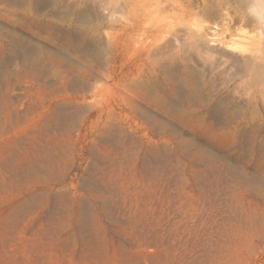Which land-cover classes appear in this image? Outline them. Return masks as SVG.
<instances>
[{"label": "rangeland", "instance_id": "374dc122", "mask_svg": "<svg viewBox=\"0 0 264 264\" xmlns=\"http://www.w3.org/2000/svg\"><path fill=\"white\" fill-rule=\"evenodd\" d=\"M15 1L36 74L8 126L43 153L0 138V264H264V0ZM87 74L116 125L78 143L53 112Z\"/></svg>", "mask_w": 264, "mask_h": 264}, {"label": "bare ground", "instance_id": "6f19581e", "mask_svg": "<svg viewBox=\"0 0 264 264\" xmlns=\"http://www.w3.org/2000/svg\"><path fill=\"white\" fill-rule=\"evenodd\" d=\"M37 2V1H36ZM16 4L15 0H7L6 6L11 8L13 5ZM111 11V10H110ZM114 12V11H113ZM80 18V17H79ZM8 21V23L10 24H17L18 28L20 30H25L27 29L26 23L25 21H15V19L10 18V19H6ZM102 21V20H101ZM104 21V20H103ZM82 22V20H81ZM102 23V22H101ZM46 29H51L52 27H50L49 25H46V27H44ZM53 29V28H52ZM29 30V29H28ZM6 43V45H4ZM81 43H79L80 45ZM76 45H78V43H76ZM75 45V47H76ZM82 46V44H81ZM80 46V47H81ZM89 47V46H88ZM86 49L87 53H91L92 55L95 56V50L88 48ZM9 50L8 53V59H6V54H5V49ZM77 48V47H76ZM79 48V47H78ZM86 48V47H85ZM83 49V47H82ZM82 53H84V51H82ZM34 53H32V49L30 50V48L25 46V40L22 37V35L19 32H13V31H7L4 30L2 27H0V64H4L5 62H7L9 64V66L6 68L8 70L11 69V71H13V74H7L4 76V74L1 73L0 78H3V81L1 82L2 85L4 86V90L0 91V138L2 137V135L7 134L8 132L6 131L7 127L10 130L13 131V134L17 133V137L13 140V142L15 143V145L17 147L18 144H23V142H25L26 144L28 142H32L31 143V148L29 150H33V151H38V153L40 152L41 147V140L40 137H42V131L39 129L37 131V133L34 132H25V129H29L26 128L28 125V121L26 120V124L24 126V129H20V127H13V126H8L11 122H14V119L10 122L11 118V114H14V112L16 111V107L18 106L19 100H15L14 98V92H15V84L18 85L19 82H21L22 80L26 79L29 75V70L31 71V73L36 74L35 69H33L34 64L32 62V55ZM87 57V56H86ZM93 59V58H92ZM91 59V60H92ZM96 60V58H95ZM93 62V61H92ZM99 62V61H98ZM95 63V62H94ZM6 64V63H5ZM37 64V63H36ZM92 64V63H91ZM22 67V69H15L14 66H18ZM21 65V66H20ZM97 65V64H96ZM36 67V66H35ZM40 67V66H39ZM3 68V67H2ZM38 68V67H36ZM25 69H28L25 72ZM89 71L92 73L93 76L97 75V72L93 70V68H90ZM39 74V73H38ZM43 74V73H42ZM44 75V74H43ZM87 74V77L83 80H79V81H74V79H68L65 75V77H63V80L61 82L58 83V87L61 88V91H63V93L67 94V98L74 102L75 105H77V107L73 108L71 110V112L69 113L67 110H63V109H59L56 110V112H53V116L56 118V121L61 122L63 127L65 128L68 127L69 129H74L77 125H78V132H77V142L81 143L87 141L89 138H91L90 136V132L89 130H91L94 126L98 127L100 129V131L103 133V129H108V131L113 130L112 125L114 126L116 125L114 122V118L112 119L109 116L104 117V120H101V116L102 113H98L95 112L97 111L95 108H89V106L86 104V100L88 98V96L91 94L95 93V90L93 89V82H92V78L93 76ZM30 77V76H29ZM31 78V77H30ZM29 78V79H30ZM34 79V78H33ZM73 80V81H72ZM1 81V80H0ZM28 81V80H27ZM31 81V80H30ZM0 83V84H1ZM43 83V82H42ZM54 83V82H53ZM119 83V81H114V85H117ZM1 85V86H2ZM35 86V85H34ZM133 87L135 86L138 89V85H132ZM53 87V86H52ZM57 88V87H56ZM54 89V88H53ZM52 90V89H51ZM45 91V90H44ZM69 92H71L72 94H70ZM53 93V92H52ZM61 93V92H60ZM74 94V95H73ZM55 95V94H54ZM58 96V95H57ZM54 96V97H57ZM90 96V97H91ZM62 98V97H61ZM17 99V98H16ZM56 100V98H54ZM26 101V100H25ZM54 101V100H53ZM60 101V99H59ZM95 102V101H94ZM21 103V101H20ZM19 103V104H20ZM26 103V102H25ZM53 103V102H52ZM70 104V102H69ZM80 104H86L84 107L87 106V109L90 111V113L86 116H84L83 118H81V120L79 121L78 119H80V114H83L81 112L85 111L86 109H82V107H80ZM51 107V106H50ZM65 108V107H64ZM47 110V109H46ZM52 110V109H51ZM55 111V110H54ZM88 111V112H89ZM19 114V113H18ZM104 114V113H103ZM107 114V113H106ZM23 115V113H22ZM29 116V115H28ZM14 117V116H13ZM54 118V119H55ZM38 119V118H37ZM53 119V120H54ZM35 120V119H34ZM17 121V120H16ZM43 121V120H42ZM79 121V122H78ZM44 122V121H43ZM42 122V124H43ZM12 124V123H11ZM13 125V124H12ZM20 125V124H19ZM53 127V126H52ZM51 127V129H52ZM34 128V127H33ZM66 128V129H68ZM42 129V128H41ZM77 129V127H76ZM82 129V131H84L83 135L80 136V130ZM55 130V129H54ZM117 131V129H114ZM33 131V130H32ZM58 131V130H57ZM63 131V130H62ZM74 131V130H73ZM53 132V131H52ZM112 132V131H111ZM69 133V132H68ZM74 133V132H73ZM72 133V134H73ZM92 133V132H91ZM20 134V135H19ZM57 134V132H56ZM22 136V137H21ZM46 137V136H45ZM71 137V136H70ZM21 138V140H20ZM64 138V137H63ZM109 138V137H108ZM90 140V139H89ZM132 140V139H131ZM28 141V142H27ZM41 141V142H40ZM55 141V140H54ZM106 141V140H105ZM109 141V140H108ZM107 141V142H108ZM73 142V141H72ZM71 142V143H72ZM76 142V141H75ZM52 143V142H51ZM74 144V143H73ZM20 145V146H21ZM28 145V144H27ZM74 146V145H73ZM24 147V146H23ZM68 147V146H67ZM75 147V146H74ZM73 147V148H74ZM76 148V147H75ZM74 148V149H75ZM113 148V147H112ZM118 148V146H117ZM20 149V148H19ZM119 149V148H118ZM127 149V148H126ZM42 150V149H41ZM93 150V149H92ZM116 150V149H115ZM137 150V149H136ZM118 151V150H117ZM35 152V153H36ZM115 152V151H114ZM41 153V152H40ZM39 153V154H40ZM43 153V152H42ZM41 153V154H42ZM67 153V152H66ZM97 154V153H96ZM29 155V154H28ZM93 156V155H92ZM133 156V155H132ZM40 157V155H39ZM111 157V156H110ZM120 157V156H118ZM13 158V157H12ZM127 158V157H126ZM130 158V157H129ZM42 161V160H41ZM46 163V162H45ZM116 163V162H115ZM59 164V161H58ZM43 165V164H42ZM110 168V167H108ZM113 168V167H112ZM38 169V168H37ZM31 170V169H30ZM110 170V169H109ZM21 174V173H19ZM23 174V173H22ZM39 175V174H38ZM18 177V176H17ZM23 179V178H22ZM22 182V181H21ZM89 182V181H88ZM96 182V181H95ZM23 183V182H22ZM24 184V183H23ZM96 184V183H95ZM97 186V185H96ZM98 188V187H97ZM97 190V189H96ZM98 191V190H97ZM36 202V201H35ZM31 203V202H30ZM34 203V202H33ZM30 206V205H29ZM55 208V207H54Z\"/></svg>", "mask_w": 264, "mask_h": 264}]
</instances>
